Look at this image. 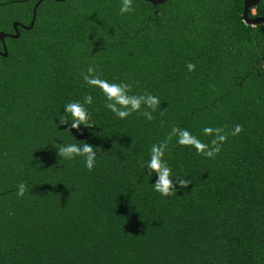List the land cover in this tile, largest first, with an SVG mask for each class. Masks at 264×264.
Segmentation results:
<instances>
[{"label":"trees","instance_id":"1","mask_svg":"<svg viewBox=\"0 0 264 264\" xmlns=\"http://www.w3.org/2000/svg\"><path fill=\"white\" fill-rule=\"evenodd\" d=\"M38 1L0 0V33L29 26ZM121 5L44 0L33 29L6 39L0 264H264V25L245 24L244 0H133L124 15ZM254 10L264 16V0ZM89 67L159 105L119 118L84 80ZM69 102L92 127L71 128ZM205 128L227 136L214 157L178 143L186 130L210 149ZM85 142L97 152L92 171L82 156L58 155L60 144ZM163 142L173 182L189 181L168 197L147 168Z\"/></svg>","mask_w":264,"mask_h":264},{"label":"clouds","instance_id":"2","mask_svg":"<svg viewBox=\"0 0 264 264\" xmlns=\"http://www.w3.org/2000/svg\"><path fill=\"white\" fill-rule=\"evenodd\" d=\"M133 0H122L120 7V14L124 15L133 11ZM195 64L189 62L187 68L189 71L195 70ZM95 69L92 67L88 68V74L84 75V80L87 84L98 87L105 94L109 103L106 107L115 113L119 118L125 119L132 114V112H138L141 110L142 104H146L147 107L153 110L159 105L160 101L157 97L148 94L147 96H134L129 95L131 86L127 83H109L107 80H103L96 76ZM85 103H92V96L88 95L84 98ZM65 112L71 116V128L80 129L81 125L86 127H92L89 123V114L83 104L79 102H69L65 106ZM148 120L153 119L150 112L144 111L141 113ZM61 124H68L69 120H60ZM243 131L242 125H235L232 135H238ZM205 134L212 135L215 133L216 138L211 141L212 147L209 149V145L202 143L198 138L192 136L188 131H182L179 135L178 143L184 146H193L196 148L198 153L204 154L208 157H214L221 151L220 145L226 142L227 136L221 134L223 129L217 128L215 130L211 128L204 129ZM171 135L168 140H171ZM58 155L66 160L74 159L75 157L82 156L85 158V166L89 171H92L95 166L97 152L94 147L85 142L82 145L77 144H60L56 147ZM167 148V142L160 144H154L151 148L150 160L147 164L149 175L155 173L158 177L156 182L153 184L154 190L160 193L164 197L174 196L177 194L179 189L187 188L189 181L175 178L173 182L172 169L169 167L167 162L164 160L165 150ZM179 186V188L177 187ZM27 191V186L21 182L17 185L16 195L23 197Z\"/></svg>","mask_w":264,"mask_h":264},{"label":"water","instance_id":"3","mask_svg":"<svg viewBox=\"0 0 264 264\" xmlns=\"http://www.w3.org/2000/svg\"><path fill=\"white\" fill-rule=\"evenodd\" d=\"M44 0H39L36 4L34 10H33V18L29 26L23 25L21 23H14L13 28L15 31V34H6L4 32L0 33V41L3 43V50H0V56L7 58L8 57V49L6 45V39H19L21 36L20 28L25 31H30L33 29L36 19H37V9L42 4ZM59 3H64L68 0H54ZM148 3H151L153 6L157 7L160 5L165 4L168 0H143ZM262 3V0H244V8H243V20L245 24L249 26H259L264 25V16H257V17H250L251 10H254L256 7H258Z\"/></svg>","mask_w":264,"mask_h":264},{"label":"rangeland","instance_id":"4","mask_svg":"<svg viewBox=\"0 0 264 264\" xmlns=\"http://www.w3.org/2000/svg\"><path fill=\"white\" fill-rule=\"evenodd\" d=\"M253 12L255 13V10Z\"/></svg>","mask_w":264,"mask_h":264},{"label":"flooded vegetation","instance_id":"5","mask_svg":"<svg viewBox=\"0 0 264 264\" xmlns=\"http://www.w3.org/2000/svg\"><path fill=\"white\" fill-rule=\"evenodd\" d=\"M1 50V49H0Z\"/></svg>","mask_w":264,"mask_h":264}]
</instances>
